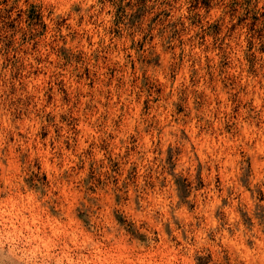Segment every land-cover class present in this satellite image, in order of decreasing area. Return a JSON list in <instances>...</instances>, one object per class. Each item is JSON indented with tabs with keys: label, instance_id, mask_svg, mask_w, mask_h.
Segmentation results:
<instances>
[{
	"label": "clouds",
	"instance_id": "9594fccd",
	"mask_svg": "<svg viewBox=\"0 0 264 264\" xmlns=\"http://www.w3.org/2000/svg\"><path fill=\"white\" fill-rule=\"evenodd\" d=\"M33 2L37 5L38 14L43 6L45 22L56 23L63 15L56 9H66L65 0H28V3ZM70 2L79 4L80 0ZM145 2L147 10L137 13L134 31L127 21L121 25L128 28L124 34L126 39L121 42V50L114 53L113 49L101 42L100 47L105 51L99 54L98 60L92 61L96 67L92 68L91 77L84 73L81 65L76 64L73 65L75 71L69 69L63 75L53 76L56 83L48 85L52 88L48 95L54 98L51 107L46 104L47 96L43 92L34 87L25 92L26 81L23 78H13L10 71L2 67L8 48L5 47L4 54H0V115L21 112V104H25L24 111L33 114L39 112L41 117L47 115V112H52L55 116V120H50L43 128L42 120L39 123L33 120L32 124L15 129L10 126L6 117L0 122V201L5 204L11 202L15 209L6 213L0 224V254L4 257L0 264H8L9 260L11 264H61V260L67 261V264H114L112 260L104 258V253L116 255L121 245L127 246L124 255L131 257L132 264H136L137 255L155 242L157 233L163 235L166 230L169 231L168 238L174 246L173 255L177 257V264H181V261L182 264H194V254L202 257L201 264H239V261L250 255L247 249L241 253L240 248L229 245L219 235L216 240L209 241L205 233L217 227L214 221L198 233L195 231L196 221L191 217H178L176 213L169 211L170 205L160 207L158 215L157 208H145L141 203L144 184L153 178L151 175L145 178L146 170L155 172L163 179L172 171L168 157L175 158L177 148H183L185 152L187 163L182 167L195 170L197 165L203 164L206 178L211 179L215 175L207 170L221 163L223 148L220 145H205L206 150L200 151L199 140L195 141L196 149L185 147V144L190 146L193 141L182 137L181 133L186 127L191 132L193 124L206 130L205 122L211 121L212 111H219L221 116L228 111V101L222 93L214 92L209 87L207 94L202 95V87L189 85L183 77L182 82H177L169 88L168 94L161 100L163 107L158 106V110L151 115L139 111L142 107L141 96L151 100L156 98L157 87L169 86L172 65L175 64V60L170 58L175 56L174 53L167 54L159 65L154 62L148 77L155 87L149 84L147 88L138 75L144 69L139 65L135 71L130 68L131 64L138 61L146 63V58H152V48L150 45L141 55L137 44L136 51L131 52L127 48L129 41H141L143 36H148L149 39L155 37L152 42L157 49L167 44L164 25L153 19V5L159 8L160 0H143V4ZM258 2L264 11V0ZM18 3L20 7H26L25 0H18ZM12 4L13 0H0V27L3 25L5 12L9 11ZM113 5L114 0H83V9L79 15L90 17L97 25V34L102 36L111 23ZM252 7L255 8V0ZM236 8L241 10V16H249V0H238ZM72 19L75 22L76 16L73 15ZM84 22L87 24L89 21L85 19ZM43 31L44 22H41L39 15V23L28 32V38L33 41L40 40ZM8 36L11 39H21L18 32L14 37L10 34ZM104 57L108 59L105 60ZM106 65L111 66L107 69L108 73L115 71L118 74L114 77L106 74ZM8 69H11V63ZM196 71L199 76H203L200 68ZM183 72L190 74L187 54ZM49 75H52L51 71ZM97 75L99 80L96 79ZM79 78L84 81L90 78L96 81L97 87H89L86 82L76 83ZM59 80H64L68 85L67 91L59 84ZM261 86L264 87V80H261ZM44 92H47L46 87ZM25 96L36 98L28 104ZM218 100L223 103L217 108ZM201 104L204 105L203 108L200 107ZM178 106L185 109L179 116L175 111ZM249 118L264 121V111H261L260 116L251 113ZM85 125L92 130V134L86 137L89 143L80 140L81 151L76 152L77 137L83 134ZM261 127L264 129V123ZM25 128L29 130L25 132L24 142L19 139L9 142V136ZM49 128L55 130L50 132L49 138V143L54 147L42 149L40 161L37 162L36 153L31 150L33 141L28 137ZM69 140L73 143L71 156L64 151ZM100 140L106 141L115 150V155L109 149L101 151ZM85 149L87 152H84ZM224 155L227 156L224 164L243 171L244 158L235 146ZM109 156L113 161L119 162L122 171L128 174L127 181L125 175L113 173L110 187L117 178L119 180L113 188L115 199L102 204L83 201V227L77 225L76 228H71L64 219L72 213V209L64 201V189L71 183L68 170L77 166L76 157H80V163L87 171L89 164L98 167L99 163L106 161ZM136 165L140 167L142 183L139 184L132 171ZM165 169L167 171H164ZM176 172L178 174L179 169ZM45 173L47 179L43 178ZM76 178L81 177L77 175ZM171 203H174V200ZM125 209L128 210L127 214ZM239 219L237 215L232 217V220ZM53 220L60 225L58 230L52 229ZM230 226L231 222L228 227ZM258 251L260 264H264V246ZM69 254L74 256L75 260L70 259Z\"/></svg>",
	"mask_w": 264,
	"mask_h": 264
},
{
	"label": "rangeland",
	"instance_id": "374dc122",
	"mask_svg": "<svg viewBox=\"0 0 264 264\" xmlns=\"http://www.w3.org/2000/svg\"><path fill=\"white\" fill-rule=\"evenodd\" d=\"M237 3L238 0H160L159 8L153 5L155 9L153 19L164 25L166 46L162 45L157 49L152 42L155 37L149 39L148 36H143L141 41H129L127 48L135 52L138 44L142 55L151 45L152 58H146V63L138 61L130 65L132 71H135L138 65L144 69L138 75L146 88L147 85L152 84L148 72L153 63L159 65L167 54H175L174 57H170L175 60V64L172 65L169 86L157 87L156 98L151 100L141 96L142 107L139 111L151 115L158 110V106L163 107L161 100L168 94L169 88L177 82H182V77L189 85L202 87L204 89L202 95L207 94L211 87L214 92L222 93L228 101V111L223 116L219 111L211 112V121L205 122L206 130L199 129L193 124L191 132L186 127L181 133L182 137L193 141L190 146L185 144V147L196 149L195 141L199 140L200 151L206 150L205 145L207 147L220 145L223 148L221 163L207 170L214 172L215 175L211 179L206 178L203 164L197 165L195 170L182 167L187 163L185 152L183 148H177L176 157H168L172 171L163 179H160L155 172L146 170L145 178L148 175L153 178L144 184L141 191L142 205L145 208H157L158 215L160 207L170 205L169 211L176 213L178 217L185 219L191 217L196 221L195 231L198 233L214 221L217 227L205 233L209 241L216 240L219 235L229 245L240 248L241 253L244 249L250 253L246 259L239 261V264H249V262L260 264L258 250L264 246V129L261 127L264 121L250 119L249 115L256 113L260 116L261 111H264V87L261 86V80H264V11L261 10L258 0H255V8L252 7L253 0H249V19V16L240 15L241 10L236 8ZM25 4L26 7L22 8L18 0H13L9 11L4 14L3 25L0 27V54H4L5 47L8 48V52L2 67L9 70L13 78H23L26 81L25 92L33 87L43 92L47 96L45 102L49 107L54 99L48 95L52 92V88L48 85L56 83L53 76L63 75L69 69L75 71L73 65L76 64L81 65L84 73L91 77L92 68L96 67L92 61L98 60L99 54L105 51L100 47L101 42L113 49L114 53L121 50V42L126 39L124 34L128 31L127 27L121 25L127 21L134 31L137 13L147 10V2L143 4V0L137 2L127 0V3L125 0H114L111 23L108 30L100 36L96 32L95 22L86 15H79L83 9V0H80L79 4L65 0L66 9H56L57 12L63 13L56 23L45 22L43 6L38 14L35 2L28 3V0H25ZM39 15L41 22H44V31L40 40L33 41L28 38V32L39 23ZM73 15L76 16L75 22L72 19ZM85 19L89 21L87 24L84 22ZM49 25H51L50 29ZM17 32L21 34L20 40L8 36L10 34L14 37ZM186 54L190 74L183 72ZM104 59L107 60L108 57ZM9 63L11 69H8ZM109 67L111 66L106 65L105 73L116 76L118 73L115 71L107 72ZM197 68L201 69L203 76H199ZM49 71L52 75H49ZM96 79L99 80L98 75ZM75 82L81 84L86 82L89 87H97L96 81L90 78L87 81L79 78ZM59 84L67 91L68 85L64 80H59ZM42 85L47 88V92H44ZM152 86L155 87L154 84ZM35 98L25 96L24 99L30 104ZM216 103L218 108L223 101L218 100ZM203 106L200 105L201 108ZM21 108V112L0 115V122L6 117L10 126L15 129L22 125H30L33 120L37 123L42 120L43 128L50 120H55L54 114L47 112V109H45L47 115L41 117L39 112L33 114L24 111L25 104H21ZM175 111L179 116L185 109L183 106H178ZM28 130L25 128L9 136V142L16 139L24 142L25 132ZM54 131L49 128L33 137H28L33 141L31 150L36 153L37 162L40 161L42 149L54 147L49 143L50 132ZM91 134L92 130L86 125L83 126V134L78 135L75 144L76 152L81 151L80 140L89 143L86 137ZM113 140L115 141V137ZM240 145L243 147L241 148ZM89 146L91 147V144ZM233 146L244 158L242 172L238 167H229L223 163L227 159L224 153L230 152ZM99 148L101 151L109 149L115 155V150L104 140H100ZM170 149L171 145H169ZM64 151L72 155L71 140L65 145ZM84 152H87V149ZM76 160L77 166L68 170L71 183L64 189V201L72 209V213L64 219L71 228H76L77 225L83 227L81 224L85 215L82 211L83 201L102 204L115 199L113 188L119 180L117 178L110 187L109 182L112 181L113 173H121L125 175L126 181L128 179V174L122 171L119 162L113 161L111 156L99 163L98 167L89 164L87 171L81 165L80 157H76ZM177 169H179L178 174ZM132 171L135 173L136 182L142 183L139 165H136ZM77 175L81 178L77 179ZM43 178L47 179V173ZM173 200L174 203H171ZM14 210L11 202L5 204L4 201H0V224L5 214ZM127 211L125 209L126 214ZM233 215L239 216L240 219L232 220ZM230 222L231 226L228 227ZM51 227L58 230L60 225L53 220ZM168 237L167 230L163 235L157 233L155 242L137 255L136 264H177V257L173 255L174 246ZM195 240L194 236L193 241ZM126 247L121 245L116 255L110 252L104 253V258L112 260L114 264H132V258L124 255ZM69 258L75 260L71 254ZM3 260L4 257L0 254V261ZM201 260L202 257L193 255L194 264H201ZM8 264H11L10 260ZM61 264H67V261L61 260Z\"/></svg>",
	"mask_w": 264,
	"mask_h": 264
}]
</instances>
